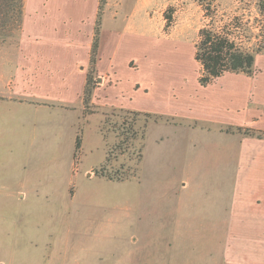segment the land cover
<instances>
[{
	"label": "crops",
	"instance_id": "1",
	"mask_svg": "<svg viewBox=\"0 0 264 264\" xmlns=\"http://www.w3.org/2000/svg\"><path fill=\"white\" fill-rule=\"evenodd\" d=\"M151 1L105 0L91 101L178 118L185 124L172 126L195 134L194 145L203 144L196 139L198 130L233 138V151L220 155L221 172L228 176L235 170L240 195L225 216L210 214L205 220L217 232L219 249L210 257L213 264H264V136L244 133L264 132V78L258 79L264 76V54L255 56L250 75L225 72L201 85L197 73L188 95L182 93L187 87L181 73L176 83L172 58L153 53L175 40L164 21L159 27L153 19ZM99 5L100 0L24 1L13 63L0 78V264H58L53 234L78 173L72 175L74 146ZM142 68L150 75L128 77L131 90L117 92L124 70ZM166 86L173 91L171 111L136 101L137 94L151 93L164 101ZM226 163L234 169H225ZM89 172L84 171L93 177Z\"/></svg>",
	"mask_w": 264,
	"mask_h": 264
},
{
	"label": "rangeland",
	"instance_id": "2",
	"mask_svg": "<svg viewBox=\"0 0 264 264\" xmlns=\"http://www.w3.org/2000/svg\"><path fill=\"white\" fill-rule=\"evenodd\" d=\"M149 4L158 26L164 21L166 33L175 40L168 41L164 50L154 47L157 52L153 53L172 58L176 83L181 73L180 80L187 87L182 93L200 73L194 51L202 26L233 28L236 39L245 46L264 42V0H152ZM20 30L5 43L0 41L1 79L6 76L5 66L13 63ZM161 32L160 36H166ZM131 51L136 53L137 48ZM128 70L122 72L125 81L117 92L131 90L128 77L150 75L143 68L140 73ZM93 76L95 86V67ZM168 89H163L164 101L157 93L137 94L136 101L143 108L171 111L174 98ZM178 103L181 105V98ZM128 111L99 107L92 101L80 107L78 131L85 141L81 157L82 142L74 153L72 175L78 173L53 234L58 241L57 263L213 264L210 253L219 249L217 232L205 220L210 214L225 216L224 209L238 199L235 170L228 176L221 172L220 155L233 151V138L227 141L216 132L203 135L198 130L196 139L203 144L194 145L190 141L195 134L172 126L185 124L182 120ZM225 165V169H234L232 163ZM87 169L93 177L84 173ZM52 243L50 247L55 248V241Z\"/></svg>",
	"mask_w": 264,
	"mask_h": 264
},
{
	"label": "trees",
	"instance_id": "3",
	"mask_svg": "<svg viewBox=\"0 0 264 264\" xmlns=\"http://www.w3.org/2000/svg\"><path fill=\"white\" fill-rule=\"evenodd\" d=\"M105 0H100L98 16L94 29V38L90 51V68L86 74V82L83 89V103L88 105L91 101V94L94 88V67L96 64L99 35H100V17L104 7ZM24 14V0H0V41L5 43L8 36L18 32L22 25ZM206 17L208 13L205 14ZM170 25V18L166 16V26ZM264 53V42L257 43L255 46H245L236 39L233 28H210L202 26L198 30V39L195 43L194 59L200 66L198 81L201 85H206L213 79L221 76L225 72H240L247 75L252 74L254 60L257 54ZM126 110V109H125ZM127 111V110H126ZM135 115H144L146 117L154 116L149 112L129 110ZM147 120H145V123ZM145 127V125H144ZM245 134L257 137H263L264 132L247 128ZM143 134V127L142 133ZM81 131L77 132L75 138V150L77 153L81 147ZM109 180L112 176L103 174ZM117 180V179H116ZM123 180V179H119Z\"/></svg>",
	"mask_w": 264,
	"mask_h": 264
}]
</instances>
